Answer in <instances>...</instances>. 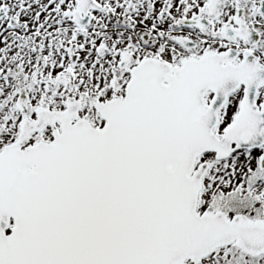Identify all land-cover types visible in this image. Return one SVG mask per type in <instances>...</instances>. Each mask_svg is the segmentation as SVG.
<instances>
[{"label": "snow or ice", "instance_id": "obj_1", "mask_svg": "<svg viewBox=\"0 0 264 264\" xmlns=\"http://www.w3.org/2000/svg\"><path fill=\"white\" fill-rule=\"evenodd\" d=\"M0 264H264V0H0Z\"/></svg>", "mask_w": 264, "mask_h": 264}]
</instances>
